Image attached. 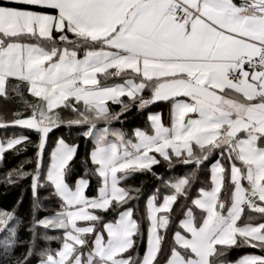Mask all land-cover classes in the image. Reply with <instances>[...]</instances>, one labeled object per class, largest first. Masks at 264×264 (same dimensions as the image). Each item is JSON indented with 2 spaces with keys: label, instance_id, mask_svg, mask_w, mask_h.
Returning <instances> with one entry per match:
<instances>
[{
  "label": "snow or ice",
  "instance_id": "snow-or-ice-1",
  "mask_svg": "<svg viewBox=\"0 0 264 264\" xmlns=\"http://www.w3.org/2000/svg\"><path fill=\"white\" fill-rule=\"evenodd\" d=\"M156 101L169 103L167 123L157 112L145 128L113 127ZM0 102L17 105L0 114V159L35 148L31 170L8 174L30 179V238L0 209V264H264V0H0ZM57 125L91 144L83 174L77 142L49 149ZM16 127L36 140L7 134ZM158 157L191 171L164 180ZM137 173L166 189L143 209ZM46 188L56 209L37 217ZM245 247L259 254L229 259Z\"/></svg>",
  "mask_w": 264,
  "mask_h": 264
},
{
  "label": "trees",
  "instance_id": "trees-1",
  "mask_svg": "<svg viewBox=\"0 0 264 264\" xmlns=\"http://www.w3.org/2000/svg\"><path fill=\"white\" fill-rule=\"evenodd\" d=\"M142 95L148 96L149 92L145 90ZM122 99L126 101L128 98L125 96L122 97ZM107 103L114 112H119V104L113 103L111 101H108ZM16 107L17 105L15 104L9 103L5 105L0 102V114H3L7 117V119L10 120L13 118ZM169 108V103L165 101H156L142 109H137L135 106H133L126 113H122L118 120L113 121L112 125L114 127H119L126 132H130L136 127L145 128L148 124L147 116L150 113L157 112L162 113V118L167 123L169 120ZM62 115L65 117V119L71 118L70 114L67 111L62 112ZM13 131H23L24 134L30 136L32 140H36V134L34 131L16 127L15 129L9 128L7 130V134H11ZM80 131L81 130L78 127H73L70 129L64 125H57L53 127L49 132L47 143L50 149L55 145V142L60 137H63L68 142H77L79 144V155L74 158L73 166L77 172L83 174L85 165L84 163H82V160L85 158L86 151L90 150L91 144L87 143L84 138L79 137ZM5 135V129L3 127H0V139H3ZM34 154V146L27 145L23 146L22 150L19 153L6 151L4 158L0 160V209L16 210V215L19 216L21 220L20 235L22 239L30 238L28 228L33 218V195L30 187V179H17L14 177V182H9L8 174L12 172V170L20 168L21 165H23L24 169L31 170V168L34 166L31 163V158L34 157ZM159 159L160 164L154 165L153 169L155 172L159 173L164 180L177 178L191 171L190 166L185 165L179 161H175L170 168L167 162L163 161L162 158ZM211 162L212 161L209 160L203 165L200 172L199 182L194 184L193 189H191L192 195L196 194V188L200 187L204 183H207ZM128 184L135 187H141L142 185V195L140 196L141 209L144 208V201L146 200V196L150 195L152 191L157 188H160L162 193L163 191H166L162 182L154 177L151 173H137L132 179L128 181ZM50 192V188L42 189L40 191L42 207L36 211L35 215L37 217L48 215L56 209L57 200L54 196L49 195ZM86 193L88 195L96 194L95 177H91V184L90 187L86 189ZM181 202L183 201L181 200ZM178 206L179 205H176L177 208ZM109 215H112V213H109ZM51 246L53 248L57 247L56 242H53ZM248 253L259 254V250L252 249L250 247L234 249L230 253L229 259H236L239 256ZM33 264H35V261H33Z\"/></svg>",
  "mask_w": 264,
  "mask_h": 264
},
{
  "label": "crops",
  "instance_id": "crops-1",
  "mask_svg": "<svg viewBox=\"0 0 264 264\" xmlns=\"http://www.w3.org/2000/svg\"><path fill=\"white\" fill-rule=\"evenodd\" d=\"M114 127V126H113ZM116 128H119V127H116Z\"/></svg>",
  "mask_w": 264,
  "mask_h": 264
},
{
  "label": "rangeland",
  "instance_id": "rangeland-1",
  "mask_svg": "<svg viewBox=\"0 0 264 264\" xmlns=\"http://www.w3.org/2000/svg\"><path fill=\"white\" fill-rule=\"evenodd\" d=\"M1 160V159H0Z\"/></svg>",
  "mask_w": 264,
  "mask_h": 264
}]
</instances>
